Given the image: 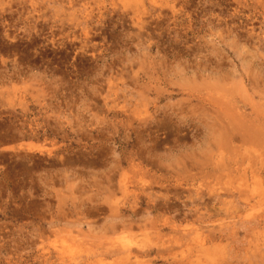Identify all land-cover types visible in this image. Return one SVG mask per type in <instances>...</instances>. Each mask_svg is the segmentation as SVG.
<instances>
[{"label": "rangeland", "instance_id": "rangeland-1", "mask_svg": "<svg viewBox=\"0 0 264 264\" xmlns=\"http://www.w3.org/2000/svg\"><path fill=\"white\" fill-rule=\"evenodd\" d=\"M0 264H264V0H0Z\"/></svg>", "mask_w": 264, "mask_h": 264}, {"label": "bare ground", "instance_id": "bare-ground-1", "mask_svg": "<svg viewBox=\"0 0 264 264\" xmlns=\"http://www.w3.org/2000/svg\"><path fill=\"white\" fill-rule=\"evenodd\" d=\"M230 123H231V122H230ZM235 129H236V128H235ZM233 131H234V129H233ZM234 132H237V131L235 130ZM244 177H245V175L243 174V178H244ZM255 177H256V176H255ZM252 178H254V177H252ZM244 179H245V178H244ZM254 180H255V179H254ZM249 181H250V180H249ZM244 182H245V180H244ZM244 182H243V183H244ZM257 182H258V181H257ZM243 183L241 184V186H242V185L244 186ZM245 186H246V185H245ZM250 186H252V185H250ZM239 187H240V186H239ZM239 187H238V188H239ZM246 187H247V186H246ZM255 187H256V186H255ZM238 188H236V189H238ZM250 188H251V187H250ZM233 189H234V188H233ZM240 189H241V188H240ZM243 189H244V188H243ZM253 189H254V187H253ZM260 189H261V188H260ZM234 190H235V189H234ZM245 190H247V189H245ZM251 190H252V189H251ZM261 190H262V189H261ZM253 191H254V190H253ZM251 192H252V191H251ZM127 256H128V255H127Z\"/></svg>", "mask_w": 264, "mask_h": 264}]
</instances>
